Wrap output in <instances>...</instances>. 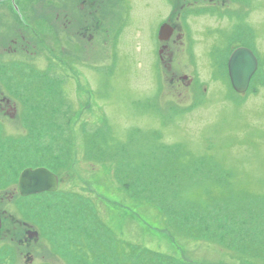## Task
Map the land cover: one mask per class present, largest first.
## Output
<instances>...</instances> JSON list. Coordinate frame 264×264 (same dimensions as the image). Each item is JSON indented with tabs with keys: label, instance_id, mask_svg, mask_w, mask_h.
<instances>
[{
	"label": "rangeland",
	"instance_id": "374dc122",
	"mask_svg": "<svg viewBox=\"0 0 264 264\" xmlns=\"http://www.w3.org/2000/svg\"><path fill=\"white\" fill-rule=\"evenodd\" d=\"M55 1L21 9L61 23ZM171 4L107 0L100 28L87 18L88 47H63L58 26L37 27L44 47L11 63L0 47V91L15 105L0 110V209L40 233L28 248L7 224L0 264L28 253L34 264H264V0L250 15L180 20ZM166 21L199 46L173 47L170 70L157 36ZM239 42L259 59L244 93L227 67ZM42 166L59 188L21 196V172Z\"/></svg>",
	"mask_w": 264,
	"mask_h": 264
},
{
	"label": "flooded vegetation",
	"instance_id": "af4514ba",
	"mask_svg": "<svg viewBox=\"0 0 264 264\" xmlns=\"http://www.w3.org/2000/svg\"><path fill=\"white\" fill-rule=\"evenodd\" d=\"M49 1L55 8L57 2L55 0ZM153 1L162 2V0ZM253 1L254 0H169V2L172 3L171 5H175L178 10L177 12L170 13L169 19L171 20L176 15V20H180L181 18H186L190 13L198 15V17L201 16V14H208L214 17L218 15H234L237 10L242 14L250 15V13H253L255 10L251 4ZM140 2H142V0H140ZM143 2L149 3L150 5L152 0H143ZM249 3L250 8L248 7ZM106 4L107 0H65V13L62 22L59 23L61 13H56V11L24 13L21 9L23 6L22 0H6L0 2V47L3 48L2 53L5 55L7 62L11 63V60L13 62L12 58L18 55L19 51L26 50L27 47H44V45L38 43L42 42L44 38L37 33V27H40V29L44 31L48 26H51L52 28L58 26V32L56 29L54 31L57 32L60 36L59 38L64 41L63 44H65V46L63 47H88L96 41L97 33L96 31H92L93 28L87 23V18H89V16L92 18L98 16V27L100 28L103 19L106 21L108 17H112L110 16L111 13ZM24 15H27L28 17L25 18ZM163 23H169L174 27V32L167 42H161L159 40V47H167L162 53L161 62H165L167 70H170V65L173 64L175 56L173 47L199 46L183 42L185 39V33L181 31L183 27L177 24V22L166 21ZM24 29H29L33 33L24 34ZM54 31L53 34L55 35ZM231 47L230 55L238 47L251 48L252 46L239 42L233 43ZM183 76L184 75L180 76L179 80L180 78L182 79ZM175 78L176 75L174 74L171 80L174 81ZM185 80L192 83V78H187ZM204 90H206L205 87ZM13 107H15V105L12 104L10 99L5 97L0 91V110H5L4 113L12 116L10 113L11 108ZM2 218V236L5 233V226L9 224L10 227L6 231V234L12 235V240L18 237V243L20 242L21 246L29 248L32 243H35L36 246L37 242L35 241V237L32 239L29 238V233L37 230L32 224L28 222L21 223L13 216L6 215L4 212H2ZM22 231H24V234L19 238V236L22 235ZM30 262L34 264L33 257Z\"/></svg>",
	"mask_w": 264,
	"mask_h": 264
},
{
	"label": "water",
	"instance_id": "95a60500",
	"mask_svg": "<svg viewBox=\"0 0 264 264\" xmlns=\"http://www.w3.org/2000/svg\"><path fill=\"white\" fill-rule=\"evenodd\" d=\"M6 0H0L3 2ZM174 32V27L169 23H163L158 31V37L161 41L167 42ZM165 48L162 47L159 53L162 58V53ZM258 68V58L250 47H238L230 55L228 61V72L231 84L235 91L244 93L248 90L250 81ZM184 75L182 79H187ZM60 177L47 167H27L19 177L18 191L22 196H29L46 191H56L59 187ZM3 227V220L0 211V236ZM29 238L38 239L39 233L31 231Z\"/></svg>",
	"mask_w": 264,
	"mask_h": 264
},
{
	"label": "trees",
	"instance_id": "16d2710c",
	"mask_svg": "<svg viewBox=\"0 0 264 264\" xmlns=\"http://www.w3.org/2000/svg\"><path fill=\"white\" fill-rule=\"evenodd\" d=\"M228 196H230V195H228ZM251 196H253V195H251Z\"/></svg>",
	"mask_w": 264,
	"mask_h": 264
}]
</instances>
